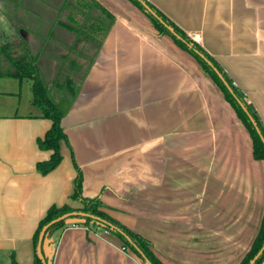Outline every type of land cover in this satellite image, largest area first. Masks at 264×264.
Returning a JSON list of instances; mask_svg holds the SVG:
<instances>
[{
  "label": "crops",
  "instance_id": "0c3cea01",
  "mask_svg": "<svg viewBox=\"0 0 264 264\" xmlns=\"http://www.w3.org/2000/svg\"><path fill=\"white\" fill-rule=\"evenodd\" d=\"M147 1L189 38L200 34L197 43L264 127V0ZM98 21L103 37L89 26ZM0 30L21 44L14 50L39 57L45 83L69 75L78 84L61 118L72 152L62 141L61 161L42 174L36 163L51 151L37 138L51 121L32 104V79L10 75L0 54V264H33V234L47 209L80 206L70 197L71 153L81 194L98 196L106 213L149 240L162 264L242 259L264 212V165L189 52L130 0H0ZM57 234L51 264H141L111 232L68 225Z\"/></svg>",
  "mask_w": 264,
  "mask_h": 264
},
{
  "label": "trees",
  "instance_id": "16d2710c",
  "mask_svg": "<svg viewBox=\"0 0 264 264\" xmlns=\"http://www.w3.org/2000/svg\"><path fill=\"white\" fill-rule=\"evenodd\" d=\"M135 6H137L145 15H147L153 24V26L161 34L169 35L176 44L181 48L189 52L199 63L202 70L207 73L221 89L224 98L233 107L238 117L245 125L252 142V155L255 159L262 160L264 165V127L262 126L260 119L252 107V105L245 99L242 92L233 84L231 78L224 72V70L218 65L215 59L210 56L197 42H194L189 38L177 25L167 18L160 10L153 6L147 0H130ZM142 1L153 11H149L143 5ZM99 6V4L96 3ZM109 19L112 17L108 14ZM91 21V20H90ZM94 30H99V36L103 37L106 33L107 26L103 27L102 22L98 21L97 25L95 22L89 24ZM168 26L172 27L173 32L168 29ZM71 28V27H70ZM4 33L0 30V54L4 56L10 63L11 71H7L10 75L22 78L29 77L32 79V95H33V106L37 109V115L48 118L51 121L50 127L45 133L37 138V145L40 149L50 150V156L46 160L38 161L36 163V169L42 174H46L53 170L61 161L62 153L60 150V144L62 141L66 142L70 152H72L69 143L67 142V136L61 126V118L67 111L71 102L75 98L78 86L73 79L66 75L61 81L55 82L56 92L53 95L50 92L49 84L45 83L41 78L38 70L36 58L29 51L23 49L16 54L13 53L16 47L21 44L17 43L10 45L8 40L2 41ZM210 62V63H209ZM214 67L221 73L223 79L217 75ZM229 87V88H228ZM58 92L57 99L54 95ZM239 101L245 106L246 111L241 107ZM253 118L256 123L259 132L255 125L250 120L249 116ZM71 159L76 168V175L73 179V190L70 195L72 199L78 200L80 206L73 208L69 205L56 206L51 205L45 215L40 219L37 228L33 234V244L35 247L34 263L42 264L36 253V246L38 242L39 232L42 227L47 224L50 220L60 216L63 213L71 211H81L86 215H76L67 220H60L50 224L45 230L44 238L48 240L49 255H46L42 246V252L46 264H51L52 252H51V236L59 234L68 225H82L86 228L98 230L102 229L116 235L122 242L123 250L132 251L140 260L141 264H144V258H147L152 264H162L158 258L153 254L150 249V242L143 236L135 233L124 224L110 216L103 209V203L98 196L95 197H84L81 194L82 189V173L80 168L74 161L73 154L71 153ZM97 216L99 220L92 217ZM57 234V235H58ZM261 250V251H260ZM252 264H260L264 259V212L261 218L259 229L253 238L249 249L246 251L242 259L238 264H249L250 260L256 256ZM11 264H16L15 260L11 259Z\"/></svg>",
  "mask_w": 264,
  "mask_h": 264
},
{
  "label": "water",
  "instance_id": "95a60500",
  "mask_svg": "<svg viewBox=\"0 0 264 264\" xmlns=\"http://www.w3.org/2000/svg\"><path fill=\"white\" fill-rule=\"evenodd\" d=\"M143 5L146 7L147 10L153 12L143 1H142ZM168 29L173 32V29L172 27L168 26ZM210 63V62H209ZM214 70L216 71L217 75L220 77V79L223 80V82L226 84L225 80L223 79L221 73L214 67ZM227 85V84H226ZM229 88V87H228ZM241 107L246 111V108L245 106L239 101ZM250 120L252 121V123L255 125L257 131L259 132V129L257 128L256 126V123L254 122L253 118L251 117V115H248ZM76 215H86L84 212H81V211H71V212H67V213H63L61 214L60 216L50 220L47 224H45L41 231L39 232V236H38V242H37V246H36V253H37V256L39 257V259L42 261V264H46L45 262V259H44V254L42 252V246H43V249H44V252L46 255H49V246H48V240L44 238L45 236V230L46 228L52 224V223H55L57 221H60V220H67V219H70L72 217H75ZM96 219H100L98 218L97 216H92ZM261 251V250H260ZM260 251L256 254V256H254L253 259L250 260L249 264H252L254 259L258 256V254L260 253ZM144 264H152L147 258H144Z\"/></svg>",
  "mask_w": 264,
  "mask_h": 264
},
{
  "label": "rangeland",
  "instance_id": "374dc122",
  "mask_svg": "<svg viewBox=\"0 0 264 264\" xmlns=\"http://www.w3.org/2000/svg\"><path fill=\"white\" fill-rule=\"evenodd\" d=\"M137 7V6H136ZM138 8V7H137ZM139 9V8H138ZM140 10V9H139ZM141 11V10H140ZM142 12V11H141ZM143 13V12H142ZM144 14V13H143ZM147 16V15H146ZM148 17V16H147ZM148 19H149V17H148ZM149 21H150V19H149ZM150 24H151V26H153V24L151 23V21H150ZM154 27V26H153ZM15 31L18 33V31H19V29H20V26L18 25V23L16 22V24H15ZM154 29L157 31V33L158 34H161V33H159V31L154 27ZM161 35H167V34H161ZM167 36H169V35H167ZM1 40H4L3 38L1 39ZM173 40V39H172ZM174 41V40H173ZM15 43H17V42H12V41H10V45H13V44H15ZM18 52H19V50H18ZM13 53H17V51L16 50H14L13 51ZM74 53L73 52H70V55H73ZM35 57H36V55H35ZM39 58V57H38ZM38 58H36L37 60H38ZM37 60L35 61L36 63H37ZM196 60V59H195ZM197 64H198V66L200 67V69H201V71L203 72V73H205L203 70H202V68H201V66L199 65V63L197 62ZM205 74H207V73H205ZM208 75V74H207ZM209 76V75H208ZM45 79H47V78H45ZM58 79H60V78H58ZM58 79H56V80H58ZM213 80V79H212ZM54 83L55 82H51V83H48L49 85V89H50V92H51V94L53 95V93L54 92H56V86H54ZM76 85H78V84H76ZM58 92H59V90H57V93L54 95V98L55 99H57V94H58ZM255 237V236H254ZM244 256V255H243ZM240 262V261H239ZM238 262V263H239ZM237 263V264H238Z\"/></svg>",
  "mask_w": 264,
  "mask_h": 264
},
{
  "label": "built area",
  "instance_id": "2783aa9c",
  "mask_svg": "<svg viewBox=\"0 0 264 264\" xmlns=\"http://www.w3.org/2000/svg\"><path fill=\"white\" fill-rule=\"evenodd\" d=\"M190 36H191V39H192L194 42H198L199 39H200V34L197 33V32L192 33Z\"/></svg>",
  "mask_w": 264,
  "mask_h": 264
}]
</instances>
